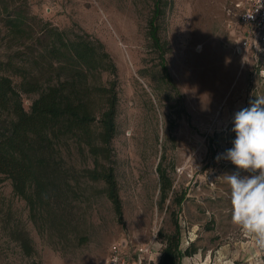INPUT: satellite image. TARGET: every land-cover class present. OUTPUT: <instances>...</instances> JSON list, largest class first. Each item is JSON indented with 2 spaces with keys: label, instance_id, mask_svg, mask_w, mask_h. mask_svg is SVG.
<instances>
[{
  "label": "rangeland",
  "instance_id": "1",
  "mask_svg": "<svg viewBox=\"0 0 264 264\" xmlns=\"http://www.w3.org/2000/svg\"><path fill=\"white\" fill-rule=\"evenodd\" d=\"M165 1L158 20L163 61L149 33L156 0H0V61L11 60L32 77L46 67L37 63L42 45L36 40L47 22L86 32L111 54L119 96L111 164L123 205L120 217L105 183L89 179L76 150L66 157L72 189L57 191L45 210H32L0 173V264H106L113 243L164 244L160 232L173 233L177 223L182 247H198L182 264H264L254 235L232 222L224 178L252 173L217 161L233 147L235 114L264 96V52L235 50L244 0ZM15 10L29 15L21 32L5 21ZM8 73L20 88L21 77ZM35 97L23 93L26 109ZM9 115L1 113L0 122ZM160 162L173 180L166 200Z\"/></svg>",
  "mask_w": 264,
  "mask_h": 264
},
{
  "label": "trees",
  "instance_id": "2",
  "mask_svg": "<svg viewBox=\"0 0 264 264\" xmlns=\"http://www.w3.org/2000/svg\"><path fill=\"white\" fill-rule=\"evenodd\" d=\"M165 2L156 0L149 26L163 61L167 48L158 20ZM28 17L15 10L7 14L5 21L11 30L21 32ZM44 25L36 40L42 45L37 63L46 65L40 76L32 77L26 68H14L11 60L0 61V114H10L0 122V173L12 179L14 191L28 201L32 210H45L57 191L72 189L66 157L76 150L88 164L85 171L89 179L105 183V190L122 217V200L111 164L119 104L117 65L100 39L48 22ZM165 62L163 70L169 77ZM8 71L21 77L20 88ZM105 72L113 78L105 80ZM23 93L37 94L30 109L24 106ZM158 173L162 198L166 200L173 180L162 162ZM174 201L179 206L183 202L177 196ZM159 236L164 244L157 264H182L185 256L198 251L194 243L182 247L178 223L173 233L161 231ZM25 246L31 247L30 240Z\"/></svg>",
  "mask_w": 264,
  "mask_h": 264
},
{
  "label": "clouds",
  "instance_id": "3",
  "mask_svg": "<svg viewBox=\"0 0 264 264\" xmlns=\"http://www.w3.org/2000/svg\"><path fill=\"white\" fill-rule=\"evenodd\" d=\"M250 107L235 114L233 147L217 157L231 161L237 169L251 172L225 174L230 186L232 222L245 233L254 235L264 249V96H256Z\"/></svg>",
  "mask_w": 264,
  "mask_h": 264
},
{
  "label": "built area",
  "instance_id": "4",
  "mask_svg": "<svg viewBox=\"0 0 264 264\" xmlns=\"http://www.w3.org/2000/svg\"><path fill=\"white\" fill-rule=\"evenodd\" d=\"M241 9L237 24L239 33L235 50L240 55L248 52H264V0H244L238 4ZM132 244L133 250L126 249ZM163 244L136 243L124 239L111 245L106 264H157L161 256Z\"/></svg>",
  "mask_w": 264,
  "mask_h": 264
},
{
  "label": "crops",
  "instance_id": "5",
  "mask_svg": "<svg viewBox=\"0 0 264 264\" xmlns=\"http://www.w3.org/2000/svg\"><path fill=\"white\" fill-rule=\"evenodd\" d=\"M125 239V238H124ZM124 239H122V240H120V241H123ZM144 244H146V243H144ZM133 248H134V246H132ZM126 249H128L129 250V245H127L126 246ZM192 256V255H191Z\"/></svg>",
  "mask_w": 264,
  "mask_h": 264
}]
</instances>
